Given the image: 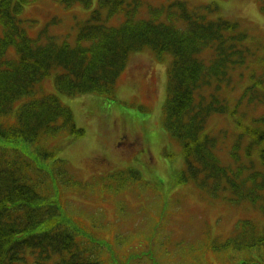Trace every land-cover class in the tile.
I'll return each mask as SVG.
<instances>
[{
  "label": "trees",
  "instance_id": "16d2710c",
  "mask_svg": "<svg viewBox=\"0 0 264 264\" xmlns=\"http://www.w3.org/2000/svg\"><path fill=\"white\" fill-rule=\"evenodd\" d=\"M36 1L0 0V264H161V239L170 228L165 217L178 204L176 195L156 214L153 235L132 239V233L114 232L108 238L104 202L115 201L135 184L146 188L149 183L136 169L81 181L59 152L84 130L56 94L34 97V88L51 75L60 94L111 95L130 54L145 48L173 56L165 126L182 145L186 163L173 185L194 183L210 197L228 195L234 204L248 202L264 213V169L252 159L241 161L238 145L231 153L233 162L223 165L214 153L217 137L206 133L210 118L227 110L222 83L249 51L238 22L209 19L183 0L163 6L99 0L101 10L92 12L74 41L42 35L32 39L19 16ZM59 1L67 6L91 2ZM115 17L119 24L109 25ZM247 131L256 135L247 147L250 153L264 140V129ZM260 153L264 165V151ZM86 204L94 210L88 212L82 207ZM123 219L117 214L116 220ZM236 225L223 241L206 238V245L204 240L196 247L190 255L193 264H264V223L261 228L248 220ZM126 247L134 250L123 256Z\"/></svg>",
  "mask_w": 264,
  "mask_h": 264
},
{
  "label": "rangeland",
  "instance_id": "374dc122",
  "mask_svg": "<svg viewBox=\"0 0 264 264\" xmlns=\"http://www.w3.org/2000/svg\"><path fill=\"white\" fill-rule=\"evenodd\" d=\"M141 1L157 6L174 0ZM183 1L209 19L238 22L239 30L247 35L245 46L250 53L246 55L244 64L226 76L220 89L227 110L222 109L210 118L206 133L217 137V150L214 153L222 159L223 165L233 162L231 153L238 145L235 152L240 155L241 161L252 159L258 169H264L260 153V150L264 151V143L255 145L250 153L246 152L256 137L250 132L247 134V129H264V119L258 120L264 117L263 0ZM98 2L93 0V4L87 7L81 2L67 6L58 0H40L25 5L19 17L24 21L28 36L33 39L42 34L60 41L66 38L74 40L79 27L90 19L92 11L99 6ZM105 12L107 10L103 9ZM52 20L57 21L52 23ZM118 22V19H111L107 23L115 25ZM11 49L10 56L14 57L15 49ZM172 60L171 54H165L163 60L156 61L155 52L149 48L133 53L115 84L113 98L99 94L75 97L59 94L54 88L53 76L34 88V97L56 94L61 103L73 112L77 128L85 131L81 137L65 144L59 153V158L67 162L70 171L81 181L136 169L141 178L149 183L144 191L145 198L140 197L139 189L135 188V193L128 197L125 195V200L104 202L107 237L112 238L114 232L124 235L132 233V239L141 234L153 235L157 230V210L169 204L173 198L171 195L176 194L178 204L169 214L170 228H166L161 239L162 242H171L160 249L163 255L159 259L162 258L161 264H193L190 255L204 240L207 244L206 238L223 241L234 232L238 221L253 220L260 225L264 213L249 206L248 202H229L223 198L227 195L214 199L194 184L173 185L175 173L184 169L185 157L182 147L163 125V103L168 98V71ZM28 100V97L18 100L16 108ZM156 191L168 198L156 196ZM82 207L88 212L94 210L87 204ZM119 213L124 218L121 222L116 220ZM133 250L126 247L123 256ZM248 252L249 249L243 250L238 257ZM141 262L132 261V264Z\"/></svg>",
  "mask_w": 264,
  "mask_h": 264
}]
</instances>
